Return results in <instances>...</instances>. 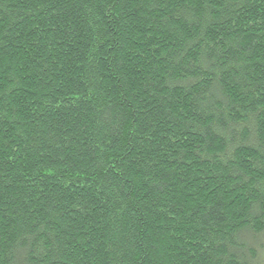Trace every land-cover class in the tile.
Returning <instances> with one entry per match:
<instances>
[{
	"label": "trees",
	"instance_id": "16d2710c",
	"mask_svg": "<svg viewBox=\"0 0 264 264\" xmlns=\"http://www.w3.org/2000/svg\"><path fill=\"white\" fill-rule=\"evenodd\" d=\"M0 264H264V0H0Z\"/></svg>",
	"mask_w": 264,
	"mask_h": 264
}]
</instances>
